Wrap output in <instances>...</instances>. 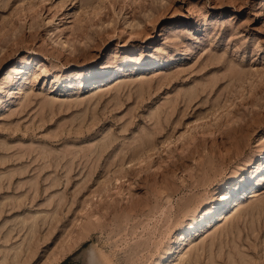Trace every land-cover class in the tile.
Returning a JSON list of instances; mask_svg holds the SVG:
<instances>
[{
  "label": "rangeland",
  "instance_id": "rangeland-1",
  "mask_svg": "<svg viewBox=\"0 0 264 264\" xmlns=\"http://www.w3.org/2000/svg\"><path fill=\"white\" fill-rule=\"evenodd\" d=\"M170 244L264 264V0H0V264Z\"/></svg>",
  "mask_w": 264,
  "mask_h": 264
},
{
  "label": "bare ground",
  "instance_id": "bare-ground-1",
  "mask_svg": "<svg viewBox=\"0 0 264 264\" xmlns=\"http://www.w3.org/2000/svg\"><path fill=\"white\" fill-rule=\"evenodd\" d=\"M13 80H14V79H13ZM13 80H12V81H13ZM245 190H247V188H245ZM230 193H231V192H226V193H222V194H220V196H219V198H218L219 203H217L216 205H214L213 208H211L210 210H208V211H207V214H208V215L216 214L217 211L220 209V205H221L222 203L225 202L226 198H228V197L230 196ZM244 193H245V191L241 192V196H242ZM240 198H241V197H240ZM236 203H238V202H236ZM239 205H240L239 203L236 204V207H235V208H238ZM241 205H243V204H241ZM210 223H211V220H208V221L204 222L203 224L199 225L198 228H196V231H197V230H202V229L206 228V226H208ZM194 224H195V222H193L192 224H190V226H193ZM215 227H217V225H216ZM193 231H194V230H193ZM210 231H211V230H210ZM208 233H209V232H208ZM191 236H192V235H191ZM205 236H206V235H205ZM202 237H204V236L202 235ZM202 237H201V238H202ZM188 240H189V237H188L187 232H184V231H183L182 233H180V234L175 238L174 243H175V244L178 243V246L185 245V244L189 245V244L192 242V240H191V241H188ZM214 244H215V243L212 242V243H210V245H203V246H199V247H197V248L195 249V253H196V255H198V257H199L201 253H203V252H205V251L207 252L208 250H211V249L213 248ZM239 244H240V243H239ZM185 247H186V246H185ZM173 249H174V245H172V244L166 246L165 250L163 251V254H162L161 260H159L156 264H165L166 259H167L168 257H170V254L172 253ZM181 249H182V248H181ZM177 251H178V250H177ZM173 252H174V251H173ZM244 259H245V258H244Z\"/></svg>",
  "mask_w": 264,
  "mask_h": 264
}]
</instances>
